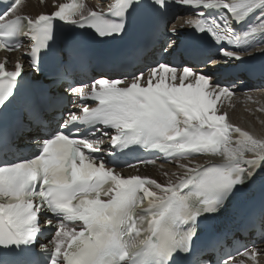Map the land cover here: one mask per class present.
I'll return each instance as SVG.
<instances>
[{
  "label": "snow or ice",
  "instance_id": "obj_1",
  "mask_svg": "<svg viewBox=\"0 0 264 264\" xmlns=\"http://www.w3.org/2000/svg\"><path fill=\"white\" fill-rule=\"evenodd\" d=\"M21 3L0 0V48H19L23 36L34 41L24 55L38 92L25 105L26 117H10L29 73L22 62L12 71L0 63V264H248L231 253L217 261L214 253L223 236L206 237L205 226L264 180V138L226 122V112L218 114L217 102L234 90L212 77L231 71V62L244 63L242 51L264 44V0H117L108 8L112 19L96 11L84 15L77 0L32 18L20 14ZM170 3L200 17L189 21L195 39L180 53L179 68L161 61L117 78L101 76L89 94L85 84L60 86L63 67L46 72L50 56L67 63L56 48L62 27L91 28L100 40L123 38L139 10L158 12ZM170 33L177 36L176 29ZM4 38L17 42L6 45ZM209 42L229 63L216 67L211 57L201 61ZM178 48L177 38L163 51L171 57ZM77 93L81 103L73 110L68 105L75 101H64ZM90 101L97 106L88 107ZM48 112H58L60 119L42 133ZM28 137L30 145L24 146L35 150L9 159L14 148L19 150L17 142ZM105 138L107 152L102 151ZM133 145L188 163L179 164L182 171L167 183L125 177L107 167L104 157H114V148ZM196 155L211 158L197 163L191 159ZM148 162L153 161H141ZM239 227L264 231V191L259 213H249ZM240 254L259 264L256 249Z\"/></svg>",
  "mask_w": 264,
  "mask_h": 264
},
{
  "label": "bare ground",
  "instance_id": "obj_2",
  "mask_svg": "<svg viewBox=\"0 0 264 264\" xmlns=\"http://www.w3.org/2000/svg\"><path fill=\"white\" fill-rule=\"evenodd\" d=\"M30 5L34 8L32 9V13L34 15H37L40 10L45 8L44 6L36 3H31ZM254 103L255 104L252 105L250 104V102H245V106L239 105L233 112L230 113V117L231 120L241 126L242 130L249 131L258 138H264V101L263 103H261L260 101L255 100ZM195 162L201 163L200 160H195ZM182 163H188V161H184ZM170 169H172V171L176 173L182 171V169L179 168V164L175 165V167H170ZM166 170H168V168L164 169V172ZM173 174L174 173H168L161 179L164 182H167L169 178H175Z\"/></svg>",
  "mask_w": 264,
  "mask_h": 264
}]
</instances>
